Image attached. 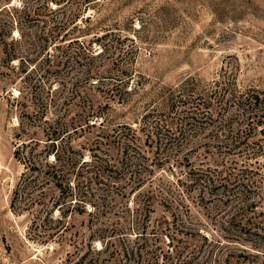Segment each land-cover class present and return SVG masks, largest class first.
I'll return each instance as SVG.
<instances>
[{"label": "rangeland", "instance_id": "1", "mask_svg": "<svg viewBox=\"0 0 264 264\" xmlns=\"http://www.w3.org/2000/svg\"><path fill=\"white\" fill-rule=\"evenodd\" d=\"M0 33V264H149L155 260L147 250L169 247L164 233L174 237L178 250L197 245L201 254L211 250L220 257L216 241L224 232L206 217H213L215 201L200 207L183 200L177 207L181 187L175 180L188 167L182 159L173 168V156L186 154L197 165L203 152L188 151L187 141L226 142L220 149L225 165L236 179L253 183L234 192L261 194L253 186L264 183V0H0ZM10 35L18 39L15 45ZM3 39L7 53L18 58L2 52ZM178 87L186 95L175 93L174 111L193 104L199 112L210 103L214 114H198V130L179 136L172 149L141 158L154 163L152 183L156 191L160 184L168 191L167 202L157 192L151 211L140 215L134 195L100 202L107 186L90 178L81 154L91 161L121 157L124 144L118 136L112 141L114 131L126 133L129 126L140 133L143 114L163 107L164 97ZM251 95L259 96L256 105ZM84 100L87 121L80 111ZM57 115L59 124L50 130ZM23 131L24 138L42 141L48 131L60 133L68 146L70 188L53 212L50 205L11 207L24 171L15 157ZM80 198L95 201V208L84 209ZM169 211L178 214L174 224ZM140 226L145 230L139 238ZM121 246L138 247L139 254L125 257ZM235 247L252 252L246 264H264V244Z\"/></svg>", "mask_w": 264, "mask_h": 264}, {"label": "trees", "instance_id": "2", "mask_svg": "<svg viewBox=\"0 0 264 264\" xmlns=\"http://www.w3.org/2000/svg\"><path fill=\"white\" fill-rule=\"evenodd\" d=\"M22 11L24 15L28 16L29 7L24 5ZM1 36L2 34L0 33V39L2 38ZM10 39L11 41H9L12 45H15L18 41L14 36H11ZM2 42L4 44L1 46V50L6 53L7 58L10 60L18 58L16 53H7V40L3 39ZM185 92L182 87L171 90L164 97L163 107L155 106L146 111L140 120L138 128L140 133L129 126L125 127L128 131L126 133L121 131L115 133L116 131H114L112 141L118 136V139H120L119 143L124 144L121 147V157L101 160L97 158L91 161L85 160L84 155L81 154L79 161L81 166L89 165L88 169L94 175L90 178L102 183L103 187L107 186V188L100 190V196L97 197L100 202H110L116 196L125 198L128 195H134L136 197L135 212L139 215L142 211H151V201L157 196L155 194L157 192L162 198L160 202H167V197L165 196L168 195V191L162 184L156 185V191V187L152 183L151 175L154 163H152V160L150 163H143L141 158L147 161L149 152L156 154L160 148H162L161 150H165L166 147L172 149L173 141L179 136L183 137L185 134L187 137L195 129L198 130V126H196V122L199 121L198 114L213 116L214 111H210V103L204 106L208 107L207 110L199 112L195 111L196 106L193 104L190 105V110L174 111L177 105L173 99L177 96H180V98L184 97L186 95ZM175 93H177V96H174ZM80 98L85 99V95L83 97L80 96ZM248 99L252 100L253 105H256L260 100L258 95H251ZM84 102L85 100L80 105V111L83 114L82 120L87 121L91 114L87 113ZM44 120L46 122L49 121L45 115ZM59 121L60 117L57 115L48 128L51 130L54 124H59ZM20 125L22 129H25L23 121ZM217 130L219 134H222L223 130L220 128ZM23 132L24 134L18 135L15 157L23 163L24 171L13 191L11 207L15 211H20L29 209L34 204L41 206L50 205L52 208L51 212H53L57 207H62L61 195L67 188H70L67 171L70 159L66 156L68 146L62 145L61 141L64 140V136H61L60 133L48 131L46 140L42 141L35 137L24 138L27 137L28 132ZM246 140L247 138L243 143L247 144ZM141 145H144V147ZM183 146H188V151L198 148L197 150H202L203 153H200L197 165L191 163L186 154L181 157L178 154L173 156V160H175L172 165L173 168L176 169L175 166H178L182 159L186 160L185 165L188 167V170L177 176L175 180L177 187H181L178 188L181 195H176L174 201L177 207L181 206L184 202L183 200L194 199L197 204L203 201H215L212 206L214 210L210 211L213 217H208V215L206 217L209 220H213L211 222L218 227V230L224 232L221 235L223 240L216 241V244L221 249V256L212 255L211 250L207 254H201L202 247L197 245H191L189 248L188 246L182 247L181 250H178L172 244L174 237L164 233V237L168 238L167 246L169 247L159 253L158 248L147 250L148 253L150 252V258L155 260L153 263L149 262V264H161V261L164 264H246L247 261L245 260L252 255V252L246 247L238 248L235 245L249 243L253 244V248H256L264 244V210L262 209L264 207V183H262V187L261 185L253 186L254 190L262 189L261 194H256V197H240L234 192V189H238L241 186H252L253 183H243L240 179H236L235 173L231 172V169L225 165L227 162L225 159L227 158L221 156L220 149L227 146L226 142L220 143V140H216L208 144V141H203L201 144L189 143L188 145L187 141ZM211 149H215V151L212 152ZM181 175H184L185 178ZM146 186L148 188L145 189L144 187ZM109 187L111 190H109ZM245 191L247 192L249 189H245ZM229 199L231 203H226ZM77 201L82 204L84 209L89 204L93 205L94 208L96 206L95 201L90 199L80 198ZM199 206L203 205L199 204ZM210 208L207 207L206 212ZM169 212L171 217L169 222L174 224L178 214L174 211ZM88 214L93 215V209ZM138 214L136 215L138 216ZM139 228L141 231L136 237L140 238L144 235L145 228L141 226ZM177 232L187 234V232H183V229ZM203 236V239L207 241V236ZM121 248L125 257L133 255L135 251L139 254L138 247L129 246L127 248L126 246H121Z\"/></svg>", "mask_w": 264, "mask_h": 264}]
</instances>
